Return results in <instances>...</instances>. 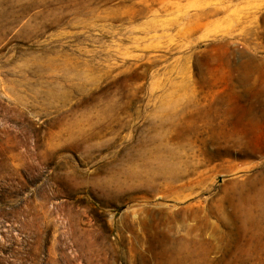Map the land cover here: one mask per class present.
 <instances>
[{"label":"rangeland","instance_id":"1","mask_svg":"<svg viewBox=\"0 0 264 264\" xmlns=\"http://www.w3.org/2000/svg\"><path fill=\"white\" fill-rule=\"evenodd\" d=\"M0 264H264V0H0Z\"/></svg>","mask_w":264,"mask_h":264}]
</instances>
